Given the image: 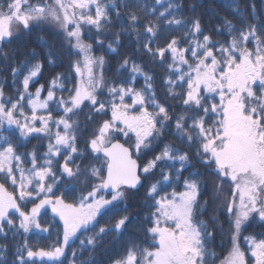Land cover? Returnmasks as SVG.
<instances>
[{"label": "snow or ice", "instance_id": "snow-or-ice-1", "mask_svg": "<svg viewBox=\"0 0 264 264\" xmlns=\"http://www.w3.org/2000/svg\"><path fill=\"white\" fill-rule=\"evenodd\" d=\"M200 7L0 0V264H264V21Z\"/></svg>", "mask_w": 264, "mask_h": 264}, {"label": "trees", "instance_id": "trees-1", "mask_svg": "<svg viewBox=\"0 0 264 264\" xmlns=\"http://www.w3.org/2000/svg\"><path fill=\"white\" fill-rule=\"evenodd\" d=\"M189 2H190V0H185V6H187V4ZM250 2L255 4L257 14L260 16L261 21H264V0H238L240 8L246 12L251 11V9L249 8ZM200 3L202 4V7L198 8L197 12H198V14H200L202 16L206 25L214 24V23L218 22L220 20V18H223V17L232 18V9L227 7L229 0H200ZM213 13H214V15H213ZM38 35H39L38 33L33 32L30 36L22 37L20 40H18L16 42L14 47L19 48L21 52H27V51L32 50L33 48H35L36 51H38V52H40L42 50H46V49H44L43 44H41L40 40L38 39ZM215 38L222 39L223 37H215ZM45 39H46L48 44L55 45V48H56V51L58 54L61 52L60 41H59L58 37L49 33L45 36ZM125 43L127 44L128 42L125 41ZM132 50H133L132 45H128L127 47H125L121 51H122V53L131 54ZM97 54H99V53H97ZM118 59H119V57L109 58L110 68L108 70V74L110 76L113 74L114 69L117 66V60ZM140 59H146V58L141 57ZM69 60H70V58L67 54L59 55V63L62 65V67H57L56 70L66 72L68 70ZM148 67H149V70L156 72L157 75L160 74L159 69L152 68L150 65H148ZM0 75H7V74L3 73V71L0 70ZM48 78H49V71H45L44 76L40 79V83H44L45 80H47ZM7 83H10V80H8ZM141 83H142V81L138 82L137 87H139ZM5 90H6V92L11 91V89L8 88L7 86H6ZM33 146H38L41 148V151L43 150L42 145H40L38 143V141L35 139H33L31 141V143H29L27 145V149H25V150H30ZM192 164H193L194 169L199 167L196 164L195 159H193ZM143 194H144V190L141 189V191L139 193H136L134 196H132L129 199V201H128L129 207L133 213H139L142 215L145 212V209L143 207L144 202L142 199ZM208 194L209 195L211 194L210 188H209ZM224 227H225V230H227V224H225ZM248 232L249 233H255V234L264 233V225L256 224L253 222L249 226ZM8 243H9V247L11 248L12 244L15 242L11 241V239H9ZM224 243L227 244V237H225ZM220 244H221V238H220V235H217L216 240H215L214 245H213L215 247L217 254H222L221 249L219 247ZM69 258H71L70 252H69ZM9 259H11L10 256H9Z\"/></svg>", "mask_w": 264, "mask_h": 264}]
</instances>
